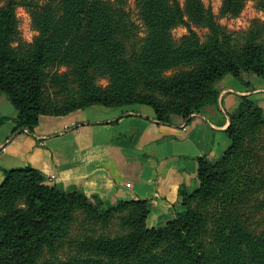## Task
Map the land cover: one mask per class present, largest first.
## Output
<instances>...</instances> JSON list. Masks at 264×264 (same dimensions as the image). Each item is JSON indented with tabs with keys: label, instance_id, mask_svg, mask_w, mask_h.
Instances as JSON below:
<instances>
[{
	"label": "trees",
	"instance_id": "obj_1",
	"mask_svg": "<svg viewBox=\"0 0 264 264\" xmlns=\"http://www.w3.org/2000/svg\"><path fill=\"white\" fill-rule=\"evenodd\" d=\"M246 1L224 0L223 14L239 15ZM19 6L31 10L39 33L31 44L21 37ZM126 6L0 0V97L17 112L14 132L97 105L149 106L162 123L188 119L217 105L225 76L264 79V22L235 33L201 0H185L184 8L178 0H136L137 24ZM257 6L264 12V0ZM192 24L207 30L204 39ZM181 26L189 33L175 41ZM226 133L228 149L217 161L198 159L199 187L180 188L163 228L148 227L147 200L105 209L99 198L50 185L32 167L2 170L0 264H264V109L242 97ZM114 222L115 236L108 232ZM66 247L75 254L52 260Z\"/></svg>",
	"mask_w": 264,
	"mask_h": 264
},
{
	"label": "crops",
	"instance_id": "obj_2",
	"mask_svg": "<svg viewBox=\"0 0 264 264\" xmlns=\"http://www.w3.org/2000/svg\"><path fill=\"white\" fill-rule=\"evenodd\" d=\"M217 105L188 119H156L145 105L92 106L66 116H42L34 132H14L17 112L0 97V184L2 170L32 167L66 192L80 191L113 206L147 200L149 227L174 218L181 187H199L198 159L218 160L230 145V116L242 97L264 109V79L225 76ZM72 124H76L72 127ZM66 127H70L66 129ZM51 177L53 180L49 181Z\"/></svg>",
	"mask_w": 264,
	"mask_h": 264
},
{
	"label": "rangeland",
	"instance_id": "obj_3",
	"mask_svg": "<svg viewBox=\"0 0 264 264\" xmlns=\"http://www.w3.org/2000/svg\"><path fill=\"white\" fill-rule=\"evenodd\" d=\"M19 1H27V0H19ZM105 1L115 2V0H105ZM178 1L180 2L182 8H184L185 0H178ZM201 1L205 9H209L212 11L213 15L216 17L217 22L222 26L226 27L230 32L237 33V32L247 31L251 27L252 23L256 20L264 22V12L261 11L257 6L259 0H247L245 2L244 9L241 11L239 15L236 16L223 14L222 8H223L224 0H201ZM126 9L131 13L133 20L137 24H141L138 16L136 0H127ZM16 16L19 22V30L21 32V37L23 41L29 44L33 43L34 39L39 35V33L33 24L31 10L28 9L27 7L19 6L16 9ZM192 29L196 31L202 39H204L205 35L208 33L206 29L198 27L193 24H192ZM188 33H189L188 28L181 26L172 32V37L174 38L175 41H180V39L183 36L187 35ZM139 35L142 38L145 36V32L144 31L140 32ZM62 71H66V69H62L61 72ZM98 85L105 87L108 85V81L105 79H101L98 81ZM114 206L115 205L113 206L105 205L104 208L108 209ZM82 221H83V216L79 214L78 219L73 226V233H74L73 235H75L78 229H80L81 227L80 223H82ZM170 221H171L170 219H167V221L163 222V224L159 227L160 228L165 227L167 223ZM148 224L149 223L147 221V225ZM108 232L110 233V235H114V236L121 233V230L119 229L117 222H114L112 224V227L110 228V230H108ZM74 254L75 253L73 251L69 250V248L66 247V248L58 249L55 256H51V257L52 260L60 261V260H66L69 257L73 256ZM51 257L49 258L51 259Z\"/></svg>",
	"mask_w": 264,
	"mask_h": 264
},
{
	"label": "built area",
	"instance_id": "obj_4",
	"mask_svg": "<svg viewBox=\"0 0 264 264\" xmlns=\"http://www.w3.org/2000/svg\"><path fill=\"white\" fill-rule=\"evenodd\" d=\"M76 126V124H72V127H75ZM70 127H66V129H69ZM54 179V177H51L50 179H49V181H51V180H53Z\"/></svg>",
	"mask_w": 264,
	"mask_h": 264
}]
</instances>
